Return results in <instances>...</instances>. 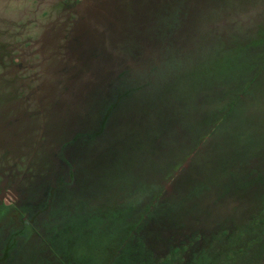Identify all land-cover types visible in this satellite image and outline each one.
<instances>
[{
  "label": "rangeland",
  "instance_id": "obj_1",
  "mask_svg": "<svg viewBox=\"0 0 264 264\" xmlns=\"http://www.w3.org/2000/svg\"><path fill=\"white\" fill-rule=\"evenodd\" d=\"M263 64L264 0H0V184L24 213L42 206L47 188L65 177L59 144L94 129L123 90L92 154L75 157L80 198L71 189L59 197L62 250L77 229L102 225L89 212L92 191L128 192L120 211L138 215L152 184L171 185L166 177L183 163H197V175L169 186L170 208L209 184L206 206L228 210L236 200L217 198L222 162L233 168L231 155H264ZM253 77L250 87L241 82ZM211 127L213 138L204 139ZM189 218L176 240L191 231Z\"/></svg>",
  "mask_w": 264,
  "mask_h": 264
},
{
  "label": "flooded vegetation",
  "instance_id": "obj_2",
  "mask_svg": "<svg viewBox=\"0 0 264 264\" xmlns=\"http://www.w3.org/2000/svg\"><path fill=\"white\" fill-rule=\"evenodd\" d=\"M116 78L118 80H121L120 78H122V75L117 74ZM122 91L123 90H120L117 93V95H119L117 96L116 100H118L119 97L122 99L123 96L126 95V93H122ZM109 95L110 90L108 96ZM116 105L117 103L113 105L112 103H110L106 106L105 112L102 114V117L100 118L94 129H91L90 131L74 132L68 139L59 144L58 154L60 157V163L63 167L62 173H64L65 177L59 178L47 188L45 193L46 200L42 206L34 208L33 211L29 213H24L19 206V200L15 201L11 196L9 188L5 184H0V202H2V199H6L8 203L5 205L12 207L10 215L13 217V223H19L20 218V225L21 223H23V228L26 227L27 229H29L32 235L35 234L39 237L40 247L36 248L34 252L39 256L41 262L40 264H65V259L63 258L64 251L62 250L61 246V231L63 230L62 227L56 225L59 224L61 219H58V221L54 222V218L56 215L53 217V214L55 211H57V213L60 211L62 205L59 204V197L64 192H67L68 189L76 192L77 197H79L78 193H80L81 185L79 184V175L77 174H79L81 168L78 160H76L75 157L76 155H79L78 153H83L82 155L88 153L86 154L87 156L92 154V150L94 149L95 145L91 146V141L93 139H97L98 136L100 137L104 133L106 127L108 126L107 124L109 118L111 117L113 109L116 107ZM102 107L103 104H101L100 108L102 109ZM222 114L223 111L218 112V115L221 116ZM218 125L219 120L216 121V127ZM215 128H212L209 131V134L204 139H212L214 135H210ZM164 138V141L166 143H170L167 140L168 137ZM177 146L183 147L184 145L179 143ZM157 148L159 149V146H157ZM153 154L154 155L152 156V160L154 161H152V163L158 160V154L156 155L155 152H153ZM196 155L197 153L190 154L191 158L194 159ZM70 156L72 158L74 156L73 161L70 159ZM221 156L226 157L227 155H225L224 153H220L219 158H222ZM83 157H85V155ZM229 157L232 158V161L231 159H229L230 162L228 163H234L235 167L224 168V164H227V162H222V170H220L219 179L221 180L223 178V181L218 182L219 194L217 198L219 200H223L225 196H228L230 198L229 200H236V205L231 206L228 210L226 209L225 211H219L220 208H218L217 210L209 209L206 206L207 201L202 200L201 204L199 205V217L189 218V223H193V227L191 231L185 233L182 238L176 240V232L179 233L187 223L183 220L175 219L174 209L169 210V208L173 205L172 203L174 199H167V195L169 194V192L167 191L169 190V186L178 185L179 187H183L188 184L191 181L192 174L194 173L195 175H197V173H195L198 168L197 163H195V165L190 169H187L185 167L186 163L175 167V169L173 170L174 173H171L166 177V180L172 183L171 185L170 183L166 185H161L160 183L152 184L153 189H148L149 192H151V197L148 201V205L144 210L142 209V211L140 212L137 208L136 211H138V215H136L132 209L131 214L129 211L128 213L126 211H120V209L124 208L123 199L128 192L125 194L122 190H114L111 191V193L109 192V190H104L101 195H98L95 191H92L93 193L91 192L89 194L90 198L88 199V208L90 209L89 212L93 215H95L96 213L100 214L101 216L99 217V219L103 221L102 225L94 226L93 230H98L99 235L105 237L107 236V234H110V231L112 232L113 228L115 229L116 227H118V225L120 229L119 233L122 234L127 230L126 223H134V227L131 230L133 236L130 239V245L133 247V252L137 255H142L144 252L149 251L151 256L157 259V262L162 259L168 260L169 258H171L173 248L179 249V256L182 257L183 261H187V263L185 264L190 263L191 252L193 248L200 249L202 254L203 252L209 254L211 250L223 249V238L227 237V234L229 233V231L223 232L224 229H228V227H230L231 229L234 228L236 230L235 235L239 234L238 229L240 228L235 225L236 216L237 214L240 215V223H245L248 219L250 220L251 213L253 212L252 208L254 207V200H251V198L249 197L250 194H254H252L253 192H250L252 189L256 188V185L262 187L264 184V168H262V166H264V155L262 153L249 156V159L247 161L245 158L236 159L238 157L235 158V156L232 155ZM253 159L254 161H258H256L257 163L255 162L256 166L250 165V161ZM196 162L199 161L196 159ZM152 168L153 169L150 171V174L152 173V171L153 173L156 171L154 165L152 166ZM128 180L134 181L135 178L130 176ZM135 184L136 183H133L131 184L132 186H130L134 188L136 186ZM140 184L142 186L144 185L142 183ZM209 186L211 185H204L205 188L202 191H208ZM130 190H134V194L137 192L136 194L138 196L140 195V193L142 194V191L145 189H142L141 192H138V190L132 188ZM100 196L103 197L100 199ZM187 196L188 199L185 200H188L189 204L183 203L179 200L181 207L182 203L187 206L197 205V201H194L195 199L191 193H188ZM139 199L140 201L138 202L140 206H142L144 200H142L141 198ZM214 202H216V200H214ZM214 202L212 203L213 205ZM161 206L163 207V210H167L169 214L160 215V211H158V214L156 215L153 212L155 208H158L160 210ZM187 208L189 212H194L196 210L189 207ZM209 226L213 228L206 233L201 232V230L197 229L200 227L207 228ZM33 230H35L36 232H32ZM77 230H80V228ZM8 235H10V233ZM124 240L127 241V239ZM75 244L76 243L74 238L71 240V245L74 247ZM253 248V246H249V249L247 251V258H237L233 262H231V264H255ZM72 251H74V249H72Z\"/></svg>",
  "mask_w": 264,
  "mask_h": 264
},
{
  "label": "trees",
  "instance_id": "obj_3",
  "mask_svg": "<svg viewBox=\"0 0 264 264\" xmlns=\"http://www.w3.org/2000/svg\"><path fill=\"white\" fill-rule=\"evenodd\" d=\"M261 69V68H260ZM257 70V73H259ZM255 77V76H254ZM254 77L243 79L241 82H247L245 87H250L254 81ZM119 100V99H118ZM116 100L112 103L116 104ZM210 103H215L214 99H210ZM214 135V134H213ZM225 144V143H224ZM220 152V151H219ZM212 184V183H211ZM264 186V184H263ZM255 186L250 193L251 200H254L253 212L250 220L239 227V234L235 235L236 230L224 229L223 232L229 231L227 237L223 238V249L211 250L209 254L201 252L200 249H192L191 261L189 264H231L235 259L247 258L249 246H253L255 264H264V187ZM194 190V189H193ZM202 191V190H201ZM197 192L192 194L197 205L187 206L182 203V208L178 202L174 207V216L177 220L185 219V215L190 217H199L200 204L205 198V192ZM204 195V196H203ZM185 199V198H184ZM188 199V196L186 197ZM191 202V201H190ZM196 209L194 212H189L188 208ZM11 206L0 202V264H40L39 256L35 254V249L40 247L39 237L32 235L29 229L23 228V223H13V217L10 215ZM169 209V210H173ZM160 215H167L169 212L160 207ZM140 216V215H139ZM190 220V219H189ZM6 221V223H3ZM70 224L64 230L67 232L73 231ZM127 230L124 233H119L118 229H112L107 236H100L98 230L92 229V224L87 228H80L79 234L75 237L74 247L71 245V240L74 237L67 239L66 250H64L63 258L65 264H185L179 256V249L173 248L171 258L168 260H159L151 256L149 251L142 255H137L133 252V247L130 245V239L133 236L131 232L134 223H126ZM39 230V229H38ZM88 231H91L88 236ZM32 232H36L33 230ZM10 233V235H8ZM106 235V234H105ZM124 239H127L125 241ZM237 243V244H236ZM74 249V251H72Z\"/></svg>",
  "mask_w": 264,
  "mask_h": 264
}]
</instances>
